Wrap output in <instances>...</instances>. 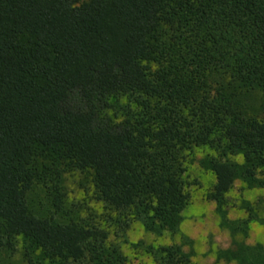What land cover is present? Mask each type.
Wrapping results in <instances>:
<instances>
[{
  "label": "trees",
  "instance_id": "trees-1",
  "mask_svg": "<svg viewBox=\"0 0 264 264\" xmlns=\"http://www.w3.org/2000/svg\"><path fill=\"white\" fill-rule=\"evenodd\" d=\"M197 160L223 229L264 224V196H230L264 189V0H0V264H190L130 231L180 230Z\"/></svg>",
  "mask_w": 264,
  "mask_h": 264
},
{
  "label": "rangeland",
  "instance_id": "rangeland-1",
  "mask_svg": "<svg viewBox=\"0 0 264 264\" xmlns=\"http://www.w3.org/2000/svg\"><path fill=\"white\" fill-rule=\"evenodd\" d=\"M205 151L204 149L198 150L196 153L197 159ZM186 175L191 181L196 182V184L192 186V200L184 211V219L180 230L176 234L166 233L163 236H157L146 232L140 223H136L130 231L133 241L143 239L155 245L174 242L181 243L184 245L186 251L193 253L190 264H236L235 262L218 260L216 257L217 250L232 246L235 241L241 240L247 243L259 242L264 245V224L259 222L252 223L247 237L243 235L234 236L220 226V219L215 210V203L207 200L205 197L206 190L215 181L213 173L205 171L197 160L189 164ZM71 196L81 198L84 196V193L73 192ZM230 196L233 201L241 197L256 200L264 196V189H249L244 182L238 181L231 189ZM244 215L245 212L237 207H232L230 210L231 217L235 218ZM124 250L128 255L127 264H155L151 255L141 248L127 244ZM2 263L23 264L21 254L19 253L11 257L2 258Z\"/></svg>",
  "mask_w": 264,
  "mask_h": 264
},
{
  "label": "clouds",
  "instance_id": "clouds-1",
  "mask_svg": "<svg viewBox=\"0 0 264 264\" xmlns=\"http://www.w3.org/2000/svg\"><path fill=\"white\" fill-rule=\"evenodd\" d=\"M163 242V241H162Z\"/></svg>",
  "mask_w": 264,
  "mask_h": 264
}]
</instances>
